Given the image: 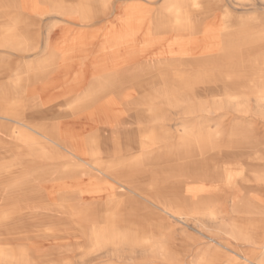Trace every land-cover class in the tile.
I'll list each match as a JSON object with an SVG mask.
<instances>
[{
	"label": "rangeland",
	"instance_id": "1",
	"mask_svg": "<svg viewBox=\"0 0 264 264\" xmlns=\"http://www.w3.org/2000/svg\"><path fill=\"white\" fill-rule=\"evenodd\" d=\"M40 2L50 8L5 7L7 14L0 15V33L12 30L16 38L24 34L37 47L36 51L0 47V116L11 118L3 112H17L47 137L21 126L45 145L43 150L21 140L26 132L14 138L0 131L4 143L0 156L26 161L23 170L36 176L28 188L31 195L3 200L6 185H0V264H192L193 257L211 242L208 231L219 220L228 229L232 223L250 225L260 244L250 247L219 233L212 237L223 242L224 255L220 253L212 264H227L229 257L253 261L264 247V101L254 97L250 76L237 70L231 51L236 46L233 41L246 39L250 30L264 32V7H253L251 0H217L214 28L206 38L199 37L196 52L191 31L178 21L169 0ZM59 4L66 11L81 8L90 17L82 20L52 12V6ZM227 15L229 19H224ZM223 24L226 28L220 27ZM127 26L133 34L127 33ZM64 33L79 35L77 42L51 53ZM113 37H122V67L106 69L113 74L102 78L112 84L89 96L84 90L100 79L93 64L105 61L104 47ZM202 49L211 51L205 54ZM194 54L210 56L209 65L203 67L206 61L194 60ZM217 64L231 77L226 94L217 92L208 82L211 75L204 74L215 73ZM236 71L238 75H233ZM178 94L186 97L181 101ZM0 122L10 123L1 118ZM45 131H53L66 143L76 139L106 144L115 162L127 158L113 172L125 176L131 172L153 197L174 199L179 206L203 195L214 197L217 218L200 217L203 227L192 220L184 224L169 218L171 228L162 244L179 262L150 257V249H161L160 242L117 246L90 242L81 235L73 211L79 202L76 192L83 184L77 165L70 160L77 158ZM154 135L164 140L150 142L148 136ZM186 142L189 146L183 147ZM47 152L50 157L45 156ZM156 152L158 158L146 157ZM155 159L162 163L151 165ZM60 168L71 178L56 181L50 187L55 189L52 196L49 179ZM202 173L207 177H195ZM224 174L236 176L229 184L215 177ZM103 179L88 185L112 193V202L118 205L114 221L133 226L149 216L152 204L131 191L137 184L123 187L115 179ZM187 234L198 240L192 241ZM8 248L12 259L4 258ZM21 257L31 260L27 263Z\"/></svg>",
	"mask_w": 264,
	"mask_h": 264
},
{
	"label": "bare ground",
	"instance_id": "2",
	"mask_svg": "<svg viewBox=\"0 0 264 264\" xmlns=\"http://www.w3.org/2000/svg\"><path fill=\"white\" fill-rule=\"evenodd\" d=\"M251 5L253 7H256L258 5L264 7V0H251ZM16 6L23 10L29 11L39 10L42 7L44 9L50 8V6H48L47 4L41 3L40 0H0V15H4L3 13L6 12L3 10L5 7ZM168 6L177 15L178 21L183 25H186L187 28L191 31V43L193 44L196 52H198L197 48L199 46V37L202 36L206 38L208 36V33L210 31L212 32L211 29L214 28L211 21L214 17L217 0H169ZM51 9L50 10L52 12L69 15L77 19L87 20L90 17L87 11H84L81 8L66 11L63 9L62 5L59 4L58 6H52ZM5 14H7V12ZM224 19H229V15H227ZM220 27L226 28V25L223 24ZM248 27L249 26H247V28ZM125 28H127V33L133 34V32H131L130 26H127ZM250 28L253 29V26ZM78 36H76V34L68 35L64 33L59 38V41L56 43V45H54L50 49L51 53L58 52L60 49H62L63 47L65 48L66 46L71 47V45L77 42ZM16 37V34L13 33L12 30L0 33V47L17 49L20 51L37 50V47L35 45H30L27 42L26 36L24 34H20L18 38ZM121 38L113 37L112 39H108L106 41V46L104 47L106 53L104 58L105 61L100 64H93L92 68L94 72L95 69L96 71H98L95 73L100 77V79H96L91 82L90 87L84 90L89 96L96 95V93L101 91H106V89H104V86L112 84L111 80L102 78V76L106 74H113L106 72V69L122 67L120 63L122 57L119 56V54L123 51L124 48H122L120 44L122 42ZM119 39L120 41H118ZM233 44L236 46L232 48L231 52L235 54L234 57L236 58L237 64L239 66H237V70H241L242 75L250 76L249 84L253 86L254 97L257 101H264V32H255L254 30H250L249 37L244 40L240 39V41H233ZM116 51L118 53L117 55L114 54V52ZM199 51L205 52L206 54L211 51V49H202ZM200 58L206 61V63L203 64V67H207L209 65L207 60H209L210 56H198L197 54H194L193 56L194 60H199ZM215 66L217 68V71L215 73L211 72V74H204L211 75L208 78V82L211 86H214L217 92L226 94V91L228 90L227 86L229 84L228 79H230L231 77L227 75V73L222 71L224 68L222 64H217ZM238 71L234 72L233 75H238ZM236 83L237 82H234V84ZM95 85H97V87ZM234 95H230L229 97H233ZM178 96L182 101L186 97V94H178ZM3 113L11 115L12 117L8 118L0 116L1 119H5L10 122H0V131L2 133H5L9 137L16 138L15 135L18 132H26L21 137V140L23 142L27 143L32 148L37 147V149H45V145H41L38 138L31 135L27 131H24L21 127H29L33 129V131L37 132V134H39L40 136L46 137L44 133L40 132L38 126H32L31 124H28L26 118L21 116L17 112L13 111L7 113L6 111H4ZM45 132H48V134H51L53 136V131ZM53 138L57 140H53L54 143H56L57 145L59 144L67 146L69 154L77 158L73 160L70 159L67 155H63V157H66L68 160L70 159L71 161L75 162L83 183L80 189L76 192L77 200L79 202L73 210L75 212V216L78 219V229L84 238L90 239L89 241L94 244L100 242L102 244L110 243L117 246L125 243L149 245L153 241L160 242L161 249H157V247L155 249H150L152 254L150 257H161L163 259H166L167 261L179 262L177 257L169 254L166 246L163 247L164 244H162L163 236L166 237V233H168L171 228V224L168 221L169 218L176 219L184 224H187L189 220H192L198 227L205 226V224L203 225V221L200 218L204 215H211L213 219L217 218L216 214L219 212L217 209L218 201L212 196L209 197L203 195L201 196V198H199V200H193L191 204L185 202V206H179L176 204L174 199L163 200L162 197H153L152 195H150V193L145 189L143 185L140 186L137 183L139 181V178L134 176L131 172L128 174L126 173V176L114 173L113 168L115 167V165H120L121 161H126L127 158H123L118 162H115L114 159L110 156L107 147H105L106 144L98 142L94 145H91L88 142L78 141L76 139H71L70 142L66 143L60 136H53ZM148 138L150 139V142L153 143L164 140V137H160V135H154L151 137L148 136ZM3 144V141H0V146L3 147ZM185 146L188 147L189 144L186 142L183 147ZM164 154L166 153L164 152ZM16 155L19 154L17 153ZM45 156L50 157L51 155L47 152L45 153ZM149 156L158 158L159 153L156 152L154 154H148L146 157L148 158ZM144 158L145 157H143L142 159L144 160ZM257 158H261V156H258ZM155 160V164L153 163L151 165L162 163V160ZM127 161H130V158H128ZM25 163L26 161H22L21 159H19V161H16L13 157L7 156V154H2L0 156V185H6V188H3V200L15 199L17 198L16 195L18 197L26 194L31 195V192L28 191V188L36 182V176L34 175V173L23 170L22 166L25 165ZM168 163H170V161ZM235 176V174H224L222 176L216 175L215 177L229 184V182L234 180ZM63 177L71 178V174H69L66 169L60 168L56 171L54 170L49 179L51 183L49 184V188L55 185V182ZM103 177L115 179L118 183L123 185V187L137 184L135 190L131 189V191L134 195L142 197L152 204L154 208H149V216L146 215L140 218V222H138V224H134L133 226H128L127 224L119 225L116 221H114V219H112V215L113 212H115V210L117 209L118 205L115 202H112V193H109V191H103V189L100 187H91L88 185L92 184L95 181L98 182L99 180H104ZM195 177L205 178L207 176L202 173L201 175H196ZM255 178L259 180L258 176H256ZM49 192L50 195L55 196L54 188H50ZM260 209L262 208H257V210ZM142 219L145 220L141 222ZM214 223V228L208 231L210 232L209 239L211 242L206 243L202 247L201 252H198L197 255L193 257L192 264H212L218 258V255L220 253L222 256L224 255L220 251V247L224 246L223 242L220 239L217 240L212 237L218 236L219 233L222 232L233 238L235 241L243 242L250 247H253L258 243L260 244V241H257L254 238V234H252L251 231V226L248 224L245 225L232 223V225L228 229V225L222 220L215 221ZM187 236L194 242L198 240V238H196L194 235L187 234ZM4 252V258L12 259L11 250L9 248L4 249ZM20 259L21 261L27 263L29 260H31L30 257H21ZM143 259L147 260L148 257L143 256ZM245 261L247 263L239 262L236 257H229L227 260V264H264V247L253 261L249 258H245Z\"/></svg>",
	"mask_w": 264,
	"mask_h": 264
}]
</instances>
